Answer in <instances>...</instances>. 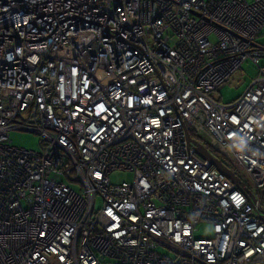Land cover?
<instances>
[{"label":"built area","instance_id":"2783aa9c","mask_svg":"<svg viewBox=\"0 0 264 264\" xmlns=\"http://www.w3.org/2000/svg\"><path fill=\"white\" fill-rule=\"evenodd\" d=\"M259 37L264 0H0V264H264Z\"/></svg>","mask_w":264,"mask_h":264},{"label":"rangeland","instance_id":"374dc122","mask_svg":"<svg viewBox=\"0 0 264 264\" xmlns=\"http://www.w3.org/2000/svg\"><path fill=\"white\" fill-rule=\"evenodd\" d=\"M256 42L260 45H264V37H259ZM261 64H264V59L261 60ZM257 74V68L253 65L250 60H245L240 69L237 70L225 83V85L219 90L214 91L210 95L218 102L228 103L232 102L237 98L251 81V79ZM8 138L11 140L12 144L18 147H23L26 149L39 150V137L37 134L22 131V130H11L9 131ZM238 173L240 169L237 167ZM241 174V173H240ZM242 176H245L244 174ZM112 182L129 181L132 176L129 172L124 171H114L111 174ZM71 186L79 190V184L77 182H72ZM100 199H97L96 206L99 207ZM214 235L212 225L209 223H199L197 224V230L194 234L196 238H209ZM156 249L170 257H175V253L167 250L161 246H157Z\"/></svg>","mask_w":264,"mask_h":264},{"label":"water","instance_id":"95a60500","mask_svg":"<svg viewBox=\"0 0 264 264\" xmlns=\"http://www.w3.org/2000/svg\"><path fill=\"white\" fill-rule=\"evenodd\" d=\"M187 141L190 143H194L196 145L197 153L207 160L210 164H212L217 170L224 173L232 182L238 183L239 178L238 176L232 171L222 160L214 156L204 145L196 141L194 138L191 137L188 129L184 127ZM262 219H264V215H260Z\"/></svg>","mask_w":264,"mask_h":264},{"label":"trees","instance_id":"16d2710c","mask_svg":"<svg viewBox=\"0 0 264 264\" xmlns=\"http://www.w3.org/2000/svg\"><path fill=\"white\" fill-rule=\"evenodd\" d=\"M190 135L194 138V139H197L195 134L190 130L188 129ZM213 151V150H212ZM224 163L232 170L234 171L235 173H238V169H237V165L236 163H234L233 161L231 160H224Z\"/></svg>","mask_w":264,"mask_h":264}]
</instances>
